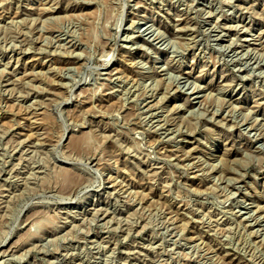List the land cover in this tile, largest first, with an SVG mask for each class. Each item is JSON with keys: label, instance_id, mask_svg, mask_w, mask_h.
<instances>
[{"label": "rangeland", "instance_id": "rangeland-1", "mask_svg": "<svg viewBox=\"0 0 264 264\" xmlns=\"http://www.w3.org/2000/svg\"><path fill=\"white\" fill-rule=\"evenodd\" d=\"M0 264H264V0H0Z\"/></svg>", "mask_w": 264, "mask_h": 264}]
</instances>
